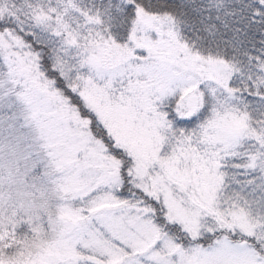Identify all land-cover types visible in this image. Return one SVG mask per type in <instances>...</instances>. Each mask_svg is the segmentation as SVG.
<instances>
[{"label":"snow or ice","instance_id":"1","mask_svg":"<svg viewBox=\"0 0 264 264\" xmlns=\"http://www.w3.org/2000/svg\"><path fill=\"white\" fill-rule=\"evenodd\" d=\"M0 264H264V0H0Z\"/></svg>","mask_w":264,"mask_h":264}]
</instances>
